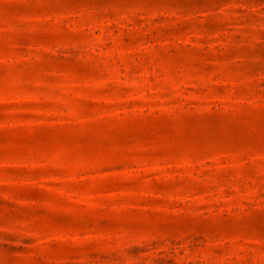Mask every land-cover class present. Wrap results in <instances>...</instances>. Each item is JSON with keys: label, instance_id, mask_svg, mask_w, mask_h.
<instances>
[{"label": "rangeland", "instance_id": "obj_1", "mask_svg": "<svg viewBox=\"0 0 264 264\" xmlns=\"http://www.w3.org/2000/svg\"><path fill=\"white\" fill-rule=\"evenodd\" d=\"M0 264H264V0H0Z\"/></svg>", "mask_w": 264, "mask_h": 264}]
</instances>
